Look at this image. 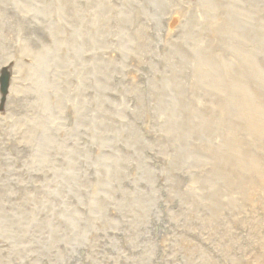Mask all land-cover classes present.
Returning a JSON list of instances; mask_svg holds the SVG:
<instances>
[{"label": "rangeland", "instance_id": "1", "mask_svg": "<svg viewBox=\"0 0 264 264\" xmlns=\"http://www.w3.org/2000/svg\"><path fill=\"white\" fill-rule=\"evenodd\" d=\"M0 264H264V0H0Z\"/></svg>", "mask_w": 264, "mask_h": 264}, {"label": "water", "instance_id": "2", "mask_svg": "<svg viewBox=\"0 0 264 264\" xmlns=\"http://www.w3.org/2000/svg\"><path fill=\"white\" fill-rule=\"evenodd\" d=\"M8 87H9V78L7 76V77H5L4 86H3V88H4V90H3L4 95H6V93L8 92Z\"/></svg>", "mask_w": 264, "mask_h": 264}]
</instances>
